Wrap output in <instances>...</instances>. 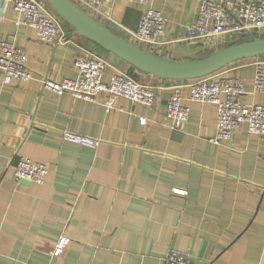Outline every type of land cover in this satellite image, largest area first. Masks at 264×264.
Returning <instances> with one entry per match:
<instances>
[{
    "label": "crops",
    "instance_id": "0c3cea01",
    "mask_svg": "<svg viewBox=\"0 0 264 264\" xmlns=\"http://www.w3.org/2000/svg\"><path fill=\"white\" fill-rule=\"evenodd\" d=\"M200 3L154 0L164 33L145 47L186 60L240 36L224 32L214 46L188 39ZM145 8L132 0H104L89 12L136 42ZM51 11L65 34L54 43L17 24L13 0H0V39L24 48L33 70L29 80L0 73V264H166L170 250L186 253L188 264H264V135L242 123L231 138L213 142L217 106L190 98L191 79L141 71L89 38L68 34ZM88 53L105 60V82L124 73L154 85V105L119 97L107 110L104 93L86 99L43 88L44 75L76 78L75 59ZM257 59L218 70L243 81L245 104H264V88L254 89ZM175 85L190 107L179 127L166 114ZM66 129L100 143L69 142ZM19 156L45 162V181L17 180ZM62 235L70 243L53 256Z\"/></svg>",
    "mask_w": 264,
    "mask_h": 264
},
{
    "label": "built area",
    "instance_id": "2783aa9c",
    "mask_svg": "<svg viewBox=\"0 0 264 264\" xmlns=\"http://www.w3.org/2000/svg\"><path fill=\"white\" fill-rule=\"evenodd\" d=\"M81 7L98 9L104 0H73ZM146 6L137 30L134 32L136 43L145 47L155 43L164 33L165 18L155 8L154 0H132ZM13 9L18 18L17 24L34 28L37 37L44 42L54 43L61 40L64 28L60 19L46 6L43 0H13ZM240 35L264 33V0H201L196 20L187 28V38L201 41L206 46H214L224 32ZM78 70L76 78L60 81L44 75L42 86L55 93L68 92L76 97L96 99L106 94L104 105L107 110L114 107L119 97L128 98L148 106L156 100V87L136 81L124 73L114 74L108 82L102 76L106 62L94 53L80 54L75 59ZM254 89L264 88V57L255 61ZM0 73L5 78L29 80L33 70L27 64V51L7 39H0ZM192 100L207 101L217 106V131L212 138L220 143L232 137L240 124L245 123L250 132L264 135V104H245L240 95L244 83L239 78L225 77L218 71L191 79L188 83ZM190 107L183 100L181 85H175L166 104V114L171 126L179 127L189 116ZM64 138L69 142L96 147L99 138L64 130ZM48 166L25 156H19L14 165L17 180L36 183L45 181ZM186 192L176 189V191ZM70 237L60 236L53 248L52 255H61L70 243ZM166 264H188V256L179 250H170Z\"/></svg>",
    "mask_w": 264,
    "mask_h": 264
},
{
    "label": "water",
    "instance_id": "95a60500",
    "mask_svg": "<svg viewBox=\"0 0 264 264\" xmlns=\"http://www.w3.org/2000/svg\"><path fill=\"white\" fill-rule=\"evenodd\" d=\"M43 1L65 21L69 27L68 34L89 38L139 70L165 79H194L237 60L264 56V35L250 33L244 39L228 43L202 57L174 60L120 35L73 0Z\"/></svg>",
    "mask_w": 264,
    "mask_h": 264
},
{
    "label": "trees",
    "instance_id": "16d2710c",
    "mask_svg": "<svg viewBox=\"0 0 264 264\" xmlns=\"http://www.w3.org/2000/svg\"><path fill=\"white\" fill-rule=\"evenodd\" d=\"M89 12V11H88ZM90 14H92L91 12H89ZM93 15V14H92ZM94 16V15H93ZM254 34H256V35H261V36H263L264 35V33H261V34H259V33H254ZM250 34H247V35H240V36H238V37H235V40H232L231 42H234V41H239V40H242V39H244L245 37H247V36H249ZM231 42H229V43H231ZM228 44V43H227ZM227 44H224V45H227ZM223 45V46H224ZM145 48H147V47H145ZM149 49V48H148ZM216 50V49H215ZM212 51H214V49H211L210 51H208L207 52V54L208 53H210V52H212ZM206 55V54H205ZM262 57H264V56H262Z\"/></svg>",
    "mask_w": 264,
    "mask_h": 264
},
{
    "label": "rangeland",
    "instance_id": "374dc122",
    "mask_svg": "<svg viewBox=\"0 0 264 264\" xmlns=\"http://www.w3.org/2000/svg\"><path fill=\"white\" fill-rule=\"evenodd\" d=\"M220 47H222V46L215 47V49H218V48H220ZM215 49H214V50H215Z\"/></svg>",
    "mask_w": 264,
    "mask_h": 264
}]
</instances>
